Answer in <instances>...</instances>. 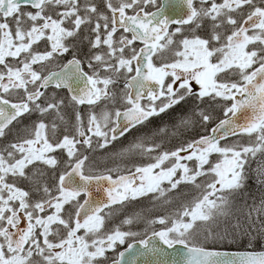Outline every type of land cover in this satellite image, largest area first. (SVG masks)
<instances>
[{"label": "snow or ice", "instance_id": "6c2138e0", "mask_svg": "<svg viewBox=\"0 0 264 264\" xmlns=\"http://www.w3.org/2000/svg\"><path fill=\"white\" fill-rule=\"evenodd\" d=\"M253 163L264 0H0V264H264Z\"/></svg>", "mask_w": 264, "mask_h": 264}, {"label": "trees", "instance_id": "16d2710c", "mask_svg": "<svg viewBox=\"0 0 264 264\" xmlns=\"http://www.w3.org/2000/svg\"><path fill=\"white\" fill-rule=\"evenodd\" d=\"M202 130L197 128L194 133H190V135H194L200 133ZM257 165L254 164L252 171L249 172V179L247 181L246 187L243 190V194L241 196L236 197V206L243 205L245 201L249 204L252 203L253 199L259 201L261 197V193H264V187L261 186L256 180V169ZM223 248H232V249H246L247 244L245 243L244 246L238 244H230V245H222ZM264 248V241L254 243L251 249H260Z\"/></svg>", "mask_w": 264, "mask_h": 264}, {"label": "rangeland", "instance_id": "374dc122", "mask_svg": "<svg viewBox=\"0 0 264 264\" xmlns=\"http://www.w3.org/2000/svg\"><path fill=\"white\" fill-rule=\"evenodd\" d=\"M216 115L219 117V116H221L222 114L220 113V110H219V108H217V110H216ZM252 168H253V164H252ZM256 180H257V182L261 185V183L259 182V179H258V176L256 175ZM261 186H263L264 187V185H261ZM184 187V186H183ZM262 194V193H261ZM126 228H128L129 230H131V231H134V232H137V230H138V228H139V226H138V224H133L132 226H125Z\"/></svg>", "mask_w": 264, "mask_h": 264}, {"label": "water", "instance_id": "95a60500", "mask_svg": "<svg viewBox=\"0 0 264 264\" xmlns=\"http://www.w3.org/2000/svg\"><path fill=\"white\" fill-rule=\"evenodd\" d=\"M133 244H134V249H133V251H135L136 249H139V248L141 247V246L139 245L138 242H134ZM215 250H216V249H215ZM219 251L242 252V251H231V250H219ZM130 255H131L130 253H126L125 259L127 260V259L129 258ZM141 264H142V262H141Z\"/></svg>", "mask_w": 264, "mask_h": 264}, {"label": "flooded vegetation", "instance_id": "af4514ba", "mask_svg": "<svg viewBox=\"0 0 264 264\" xmlns=\"http://www.w3.org/2000/svg\"><path fill=\"white\" fill-rule=\"evenodd\" d=\"M85 52H87V47H86V46H82V47H81V54H83V53H85ZM119 218H120V217L116 218L115 221H117ZM124 246H125V245H124ZM124 246H121V247H120V250H121L122 248H124Z\"/></svg>", "mask_w": 264, "mask_h": 264}, {"label": "bare ground", "instance_id": "6f19581e", "mask_svg": "<svg viewBox=\"0 0 264 264\" xmlns=\"http://www.w3.org/2000/svg\"><path fill=\"white\" fill-rule=\"evenodd\" d=\"M118 218V217H117Z\"/></svg>", "mask_w": 264, "mask_h": 264}]
</instances>
